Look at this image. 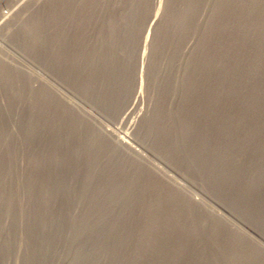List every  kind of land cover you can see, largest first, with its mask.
Here are the masks:
<instances>
[{"label":"rangeland","instance_id":"374dc122","mask_svg":"<svg viewBox=\"0 0 264 264\" xmlns=\"http://www.w3.org/2000/svg\"><path fill=\"white\" fill-rule=\"evenodd\" d=\"M64 2L0 0V264H264V0H89L78 37L27 33Z\"/></svg>","mask_w":264,"mask_h":264},{"label":"bare ground","instance_id":"6f19581e","mask_svg":"<svg viewBox=\"0 0 264 264\" xmlns=\"http://www.w3.org/2000/svg\"><path fill=\"white\" fill-rule=\"evenodd\" d=\"M60 1H62V0H60ZM74 1H76V4H75V2H74V4H72V2H71V8L69 7L70 5L69 4H66L65 2H64V4L63 3H61L60 5L58 4V6L55 8H53V6H55V5H52V8L53 9H51V10H49L48 11V9H47V11L48 12H46L45 11V9H44V11L46 12V13H44V16L45 15H47V21H46V19H44V18H41L40 16L41 15H34L36 18L35 19H33V23L31 24V27H30V25H28L29 27H26V30L28 31L27 33H29V35L30 36H32V37H38L39 39H40V35H41V30L42 29H44V28H42L43 27V25H46L47 27H45V28H47L46 30H48V27H50V29L51 28H53L52 30H54V33L51 35L50 34V32H48L47 31V34H46V37H78V34H79V32H78V30L81 28V26H80V24L82 25H84V23H82V22H84L83 20L81 21V19L85 16V15H83L82 13H84L85 11H88L89 9L87 8H85V7H87V6H85V4H86V2L87 1H89V0H74ZM95 2V1H94ZM30 3V2H29ZM49 3H51V2H49ZM48 3V4H49ZM54 3V2H53ZM89 3V2H88ZM41 4V3H40ZM56 4V3H55ZM91 4V3H90ZM29 5V4H28ZM67 5H69V6H67ZM88 5V4H87ZM89 7H91V6H89ZM16 8V7H15ZM22 8V7H21ZM43 8V7H42ZM49 8V7H48ZM92 8V7H91ZM10 9V8H9ZM83 9H86L85 11L83 10ZM12 10V9H11ZM17 10V9H16ZM23 10V9H22ZM14 11V10H13ZM84 11V12H83ZM89 11H91V10H89ZM89 11H88V13L87 14H89ZM39 12V11H38ZM41 13V12H40ZM91 13H93V12H91ZM37 14V13H36ZM39 14V13H38ZM85 14H86V12H85ZM86 14V15H87ZM31 15V14H30ZM91 15V14H90ZM93 15V14H92ZM11 16V15H10ZM14 16V15H13ZM33 16V17H34ZM12 17V16H11ZM32 17V18H33ZM57 17V18H56ZM89 17V16H88ZM87 16H86V18H88ZM105 17V16H104ZM23 18V17H22ZM85 17H84V19H86ZM1 19V18H0ZM2 20V19H1ZM87 20V19H86ZM85 20V21H86ZM89 20V19H88ZM87 20V21H88ZM102 20V19H101ZM5 21V20H4ZM10 21V20H9ZM30 21V20H29ZM92 21V20H91ZM109 21V20H108ZM26 22V21H25ZM27 22H28V20H27ZM23 23V22H22ZM29 23V22H28ZM27 23V24H28ZM109 23V22H108ZM3 24V23H2ZM6 24H8V23H6ZM30 24V23H29ZM59 24V26H57ZM107 24V23H106ZM1 25V24H0ZM14 25V24H13ZM26 25V24H25ZM92 25V24H91ZM103 26V25H102ZM21 27H23V26H21ZM55 27V28H54ZM29 30H28V29ZM42 28V29H41ZM83 28V27H82ZM87 28H88V26H87ZM21 29V28H20ZM31 29V30H30ZM25 30V29H24ZM52 30H50V31H52ZM71 31H73V33L71 32ZM90 31V30H89ZM44 32V31H43ZM53 32V31H52ZM82 32V31H81ZM87 33V32H86ZM90 33V32H89ZM19 34V33H18ZM40 34V35H39ZM22 35V34H21ZM25 35V34H24ZM28 36V35H27ZM44 36V35H43ZM20 37V36H19ZM23 37V36H22ZM26 37V36H25ZM42 37V36H41ZM27 38V37H26ZM72 38V39H73ZM30 39V38H29ZM34 39V38H33ZM41 40V39H40ZM27 41V40H26ZM41 41H43V40H41ZM60 41V40H59ZM31 42V41H30ZM37 42V41H36ZM36 45V44H35ZM54 47H56V46H54ZM54 51V50H53ZM59 51V50H58ZM56 52V51H55ZM54 53V52H53ZM58 54H60L59 52H58ZM62 54V53H61ZM60 54V55H61ZM52 55H54V54H52ZM56 55V54H55ZM66 55V54H65ZM70 55V54H69ZM70 56H72V55H70ZM103 56V55H102ZM55 57V56H54ZM59 57V56H58ZM96 57V56H95ZM105 57H108V56H105ZM111 57V56H110ZM113 57V56H112ZM115 57V56H114ZM116 57H118V56H116ZM116 57H115V59H116ZM60 58V57H59ZM64 58V57H63ZM62 58V59H63ZM65 58H66V56H65ZM69 57H67V59H68ZM71 58H73L74 59V57H71ZM122 58V57H121ZM134 58V57H133ZM1 59V58H0ZM52 59H53V56H52ZM56 59V58H55ZM72 59V60H73ZM110 59H112V58H110ZM114 59V60H115ZM137 59V58H136ZM6 60V59H5ZM49 60H50V58H49ZM54 60V59H53ZM60 60V59H59ZM72 60H70V62L72 61ZM89 60V59H88ZM95 60V59H94ZM93 60V61H94ZM99 60V59H98ZM104 60V59H103ZM109 60V59H108ZM121 60V59H120ZM125 60V59H124ZM130 60V59H129ZM51 61V60H50ZM63 61V60H62ZM77 61V60H76ZM75 61V62H76ZM116 61V60H115ZM74 62V63H75ZM97 62V61H96ZM100 62H102V60H100ZM100 62H99V64H100ZM105 62V61H104ZM111 62H112V60H111ZM65 63V62H64ZM77 63H79V62H77ZM98 63V62H97ZM105 63H107V62H105ZM110 62H108V64H109ZM114 64H115V62H113ZM113 63L111 64V67L110 68H112V66L114 67V65H113ZM133 63V62H132ZM52 64V63H51ZM58 64V63H57ZM89 64V63H88ZM93 64V63H92ZM102 64V63H101ZM8 65V64H7ZM62 65V64H61ZM70 65H72V64H70ZM86 65V64H85ZM89 65H91V64H89ZM97 65V64H96ZM117 65V64H116ZM119 65V64H118ZM134 65H136V64H134ZM4 66V65H3ZM2 66V67H3ZM81 66V65H80ZM105 66V65H104ZM129 66H130V64H129ZM133 66V65H132ZM6 67V66H5ZM72 67V66H71ZM117 67V66H116ZM136 67V66H135ZM144 60H142V59H140V58H138V65H137V71H136V79L134 80L135 81V83H134V88L132 89V90H134V91H132L131 89V92H133L134 93V95L135 94H142V90H143V82H145L144 80H143V75H144V72H145V69H144ZM1 68V67H0ZM11 68H12V66H11ZM17 68V67H16ZM95 68V67H94ZM103 68V67H102ZM123 68V67H122ZM146 68V67H145ZM5 69V68H4ZM15 69V68H14ZM13 69V70H14ZM55 69V68H54ZM86 69H88V68H86ZM90 69V68H89ZM107 69H108V67H107ZM117 69V68H116ZM1 70V69H0ZM18 70V69H17ZM61 70V69H60ZM64 70V69H63ZM81 70V69H80ZM98 70V69H97ZM120 70H122V69H120ZM147 70H148V68H147ZM11 71V70H10ZM75 71H78V70H75ZM74 71V72H75ZM93 71V70H92ZM104 71V70H103ZM111 71V70H110ZM4 72V71H3ZM21 72H23V71H21ZM27 72V71H26ZM67 72V71H66ZM68 72H70V71H68ZM72 72V71H71ZM96 72V71H95ZM98 73H100L99 71H97ZM97 72H96V74H97ZM112 72V71H111ZM87 73V72H86ZM90 73H92V72H90ZM109 73V72H108ZM107 73V76L109 75ZM118 73H120L119 71H118ZM124 73V72H123ZM122 73V74H123ZM127 73V72H126ZM135 73V72H134ZM157 73V72H156ZM20 74V73H19ZM81 74V73H80ZM95 74V75H96ZM106 74V73H105ZM104 74V75H105ZM111 74V73H110ZM122 74H120V75H122ZM129 74V73H128ZM131 74V73H130ZM69 75V74H68ZM76 75V74H75ZM74 75V76H75ZM100 75H101V73H100ZM114 75H115V73H114ZM113 75V76H114ZM89 76H90V74H89ZM94 76V75H93ZM99 76V75H98ZM112 76V75H111ZM117 76V75H116ZM128 76V75H127ZM14 77V76H13ZM87 77V76H86ZM96 77V76H95ZM101 77V76H100ZM105 77V76H104ZM109 77V76H108ZM115 77V76H114ZM121 77V76H120ZM15 78V77H14ZM35 78V77H34ZM37 78H41V77H37ZM75 78V77H74ZM81 78H82V76H81ZM124 78V77H123ZM3 79V78H2ZM27 79V78H26ZM30 80H31V76H30V78H29ZM85 79V78H84ZM110 80H111V78H109ZM115 79V78H114ZM118 79V78H117ZM127 79V78H126ZM21 80V79H20ZM34 80V79H33ZM38 79H36V81H37ZM80 80V79H79ZM87 80H88V78H87ZM86 80V81H87ZM94 80V79H93ZM106 80V79H105ZM122 80V79H121ZM150 80H151V78H150ZM23 81V80H22ZM35 80L34 81H32V82H34V84H35V82H36ZM41 81H43V80H41ZM82 81H83V79H82ZM104 81V80H103ZM108 81V83H109V80H107ZM120 81V80H119ZM126 81V80H125ZM9 82V81H8ZM31 82V81H30ZM38 82H40V81H38ZM46 82H47V80H46ZM46 82H42V83H44L43 84V86H42V90H40L41 92H42V94H41V92L39 91L38 93H40V95H43L44 96V100H46L45 102H51V104H54L53 106L54 107H58V108H62V110H68L69 108H71V107H73L74 108V106L73 105H71L69 102H67L66 101V99H65V97H64V93L62 94V92H59L60 90H57L56 88H51L50 87V85L48 86V84H50V83H48L47 85L45 84ZM98 82V81H97ZM123 82V81H122ZM147 82V81H146ZM153 82V81H152ZM166 82V81H165ZM24 83V82H23ZM101 83V82H100ZM106 83V82H105ZM107 83V84H108ZM118 83V82H117ZM28 84V83H27ZM32 84V83H31ZM37 84V83H36ZM40 84V83H39ZM52 84H53V82H52ZM106 84V85H107ZM113 84H114V81H113ZM124 84V83H123ZM145 84V83H144ZM149 84V83H148ZM148 84H146V85H148ZM153 83H151V85H152ZM26 85V84H25ZM29 85V84H28ZM91 85H93V84H91ZM103 85V84H102ZM105 84H104V87L106 86ZM160 85V84H159ZM12 86V85H11ZM32 86H33V84H32ZM39 86V85H38ZM85 86V85H84ZM108 86V85H107ZM126 86V85H125ZM132 86V85H131ZM30 87H31V85H30ZM34 87V86H33ZM40 87V86H39ZM91 87V86H90ZM97 87H100L99 85H97ZM112 87H113V85H112ZM114 87H116V86H114ZM113 87V88H114ZM146 87V86H145ZM15 88V87H14ZM29 88V87H28ZM38 87H36V89H37ZM85 88V87H84ZM130 88V87H129ZM7 89V88H6ZM30 89V88H29ZM61 89V88H60ZM100 89H101V87H100ZM105 89H107V88H105ZM118 89H120L121 90V87L119 88V85H118ZM146 89V88H145ZM4 90H5V88H4ZM30 90H32V89H30ZM104 90V89H103ZM150 90V89H149ZM26 91H28V90H26ZM37 91H38V89H37ZM36 91V92H37ZM124 91V90H123ZM126 91V90H125ZM147 91V90H146ZM22 92V91H21ZM34 92V91H33ZM151 92V91H150ZM1 93V92H0ZM72 93V92H71ZM147 93H149V92H147ZM146 93V94H147ZM27 95V94H26ZM39 95V94H38ZM39 95V96H40ZM148 95H150V94H148ZM10 96V95H9ZM18 96V95H17ZM66 96V95H65ZM151 96V95H150ZM6 97V96H5ZM20 98V97H19ZM24 98V97H23ZM33 98V97H32ZM43 98V97H42ZM2 99H4V98H2ZM10 99V98H9ZM166 99V98H165ZM23 100V99H22ZM47 102V103H48ZM148 102H149V100H148ZM155 102L156 101H154V104H155ZM33 103H34V101H33ZM42 103V102H41ZM1 104H3V103H1ZM26 104V103H25ZM51 104H50V106H51ZM35 105V104H34ZM165 104H163V106H164ZM8 107V106H7ZM29 108V107H28ZM33 109V108H32ZM49 109V108H48ZM74 109H76V108H74ZM3 110V109H2ZM139 110V108H137V111ZM33 112V111H32ZM80 113V112H79ZM138 113V112H137ZM6 114V113H5ZM81 114V113H80ZM35 116V115H34ZM9 117V116H8ZM31 117V116H30ZM37 118V117H36ZM40 118V117H39ZM81 118H83L87 123H89V120L88 119H86L87 117H85V115H83V114H81ZM43 123V122H42ZM40 124V123H39ZM26 125H28V124H26ZM25 125V126H26ZM32 125V124H31ZM30 125V126H31ZM33 125H34V123H33ZM38 128V127H37ZM32 129V128H31ZM33 130V129H32ZM15 131V130H14ZM25 131V130H24ZM99 132H101V131H99ZM16 135V134H15ZM22 135V134H21ZM107 135V134H106ZM108 135H110V137H111V139H109V140H112L116 145L118 144V145H121V146H124V147H126V149H128V151L130 150V151H132V152H138L137 151V148L135 147V145L133 146V144H131L128 140H126V138H125V136L124 135H120L119 133H108ZM17 136V135H16ZM15 136V137H16ZM27 136V135H26ZM31 136V135H30ZM28 137V136H27ZM33 137V136H32ZM109 137V136H108ZM13 139V138H12ZM18 139V138H17ZM20 139V138H19ZM2 140H4V139H2ZM6 140V139H5ZM8 141V140H7ZM11 143V142H10ZM17 143V142H16ZM133 143V142H132ZM125 149V148H124ZM16 153V152H15ZM27 155V154H26ZM29 155V154H28ZM1 161V160H0ZM6 162V161H5ZM3 164V163H2ZM18 166V165H17ZM23 166V165H22ZM28 166V165H27ZM4 167H6V166H4ZM22 170V169H21ZM2 171V170H1ZM8 172V171H7ZM10 172V171H9ZM12 172V171H11ZM7 177V176H6ZM3 180V179H2ZM16 180V179H15ZM2 182V181H1ZM23 183V182H22ZM9 185V184H8ZM19 185V184H18ZM24 185V184H23ZM10 189V188H9ZM21 189V188H20ZM26 189V188H25ZM11 191V190H10ZM14 191V190H13ZM26 192V191H25ZM10 194V193H9ZM13 196V195H12ZM3 198V197H2ZM19 200V199H18ZM24 200V199H23ZM14 202V201H13ZM15 206V205H14ZM8 211V210H7ZM12 211V210H11ZM21 211V210H20ZM8 215V214H7ZM1 216V215H0ZM11 216H12V214H11ZM2 217V216H1ZM12 218V217H11ZM10 218V219H11ZM6 227V226H5ZM2 228V227H1ZM5 230V229H4ZM64 235V234H63ZM76 235V234H75ZM81 235V234H80ZM91 235V234H90ZM61 238V237H60ZM81 238V237H80ZM87 240V239H86ZM85 245V244H84ZM79 253V252H78ZM76 254V253H75ZM82 254V253H81ZM95 254V253H94ZM79 255V254H78ZM94 258V257H93ZM83 259V258H82ZM81 260V259H80ZM83 262V261H82ZM92 263V262H91ZM94 264V263H93ZM99 264V263H98Z\"/></svg>","mask_w":264,"mask_h":264}]
</instances>
